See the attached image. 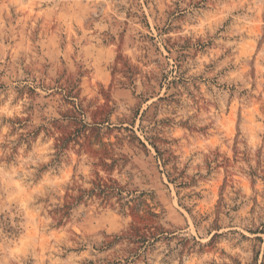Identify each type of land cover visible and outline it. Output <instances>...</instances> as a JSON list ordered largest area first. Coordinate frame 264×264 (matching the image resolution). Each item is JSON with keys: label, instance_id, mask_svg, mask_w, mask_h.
<instances>
[{"label": "rangeland", "instance_id": "obj_1", "mask_svg": "<svg viewBox=\"0 0 264 264\" xmlns=\"http://www.w3.org/2000/svg\"><path fill=\"white\" fill-rule=\"evenodd\" d=\"M5 104L0 264H264V0H0Z\"/></svg>", "mask_w": 264, "mask_h": 264}, {"label": "snow or ice", "instance_id": "obj_2", "mask_svg": "<svg viewBox=\"0 0 264 264\" xmlns=\"http://www.w3.org/2000/svg\"><path fill=\"white\" fill-rule=\"evenodd\" d=\"M9 103H11V101H9ZM15 112L16 109L9 111L8 104H5L3 108H0V122H3V116L11 117ZM3 131L4 133H7L8 129L5 128ZM55 138L56 137H53V140ZM50 145H52V140H49L48 144H45L43 148H36L32 157H29L27 160L21 159L20 164L22 165V167L20 169L13 168L11 170V177H9L8 179L11 180L10 187L14 189V193L11 195L12 199L26 196L27 201L31 203L39 197H46L47 195L52 194L57 189V186L64 187L67 183L70 182L69 177L71 176V173L65 174L63 176V179H52L49 175H45L43 179H41L40 175L45 171V168L39 166L35 168L29 167L30 165H36L37 161L49 159L48 152L53 150L51 147H49ZM12 146L14 148L15 144H13ZM0 147H3V144H0ZM24 168H28V171H24ZM0 171L4 170L0 169ZM83 171L85 172V174H87L86 169H84ZM4 175L7 176V172H4ZM5 183H7V180L5 181ZM5 190L7 191L8 189ZM63 194L67 195L66 187H64ZM7 229V223L0 225V231H6Z\"/></svg>", "mask_w": 264, "mask_h": 264}]
</instances>
